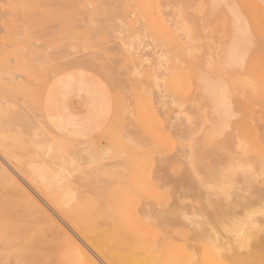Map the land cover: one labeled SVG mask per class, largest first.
<instances>
[{"label": "bare ground", "instance_id": "bare-ground-1", "mask_svg": "<svg viewBox=\"0 0 264 264\" xmlns=\"http://www.w3.org/2000/svg\"><path fill=\"white\" fill-rule=\"evenodd\" d=\"M18 1H20V0H18ZM80 1L83 2V0H80ZM150 1L151 2L153 1L154 4L156 2V0H150ZM158 1L159 0H157V2ZM208 1H209L210 5H217L218 6L216 8H212V10H216L217 11L218 9H220V10H223V12H225L224 9L226 10V12L228 14L226 16H228L227 19L229 20V22H227V23H229V26L227 25L229 27V31H227L229 33V35H226L227 37H225L226 39L224 41V44H222V46H221L222 48L220 47V52H222V53H220V52H219L220 54L218 53L219 61H217V63H216V65H217L216 68H218V66H219L218 70L216 68H215L216 70L213 69V70H215L213 72L210 69H208V70H210L211 72L202 70L199 73L198 77H197L196 84L198 86V89L200 90L201 96L203 97L204 100H206L208 102V105H209L208 111L210 110L209 113H211L213 109H218L219 112L222 114L223 119L226 122H229L230 125H231L232 121L235 118L238 117V110L234 109V107H233V99H231L232 107H231V111L229 112L228 108L226 107V101H225V98H224V95H223V88H222V86L220 84V81L223 80L227 84V86H228V88L230 89V92H231V97H233V95L236 93L235 90L238 89L237 84H239L241 87L245 86V85L242 86V84L244 82H241V84L239 82H240V78H241V81L243 80L242 77H244L243 75L246 72L244 71L245 73H243L241 71L236 70V68H237L238 65L241 64V62L243 61V58H244L246 53L248 55V59L246 60V69L248 68L247 70L249 72L248 75H250L249 77H252L254 75L253 73L250 72L251 71L250 68L253 67V64H254V58L252 56L253 51L247 52L249 38H248V35H247V32H246V29L243 26H241V27H237L236 26L235 21L233 19V14H232L231 10L227 7V5L235 4L236 2L235 1L233 2L232 0H208ZM230 1H232V2H230ZM246 1H248V3L250 2L249 5H253V6L257 5V7H260L264 11V6H261L260 0H244V2H246ZM70 2H71V0H70ZM74 2H72V3H74ZM101 2H102V6L103 7L106 6L105 7L106 9L104 8V10H107V9L111 10L110 7H112L113 5L117 4V2L112 4L111 0H109V1L102 0ZM101 2H100V5H101ZM109 2H111V3H109ZM84 3H85V5L86 4L90 5V2L86 3V1H85ZM103 3H106V4H103ZM237 3H239V1ZM240 3H242V2H240ZM96 4H97V2H96ZM120 4L121 3H119V5ZM154 4H153V6H154ZM244 4H247V2L246 3H242V5H244ZM66 5H68V3H66ZM74 5L75 4H73V6ZM57 6H56V8H57ZM102 6H100V8ZM71 7H72V4H71ZM118 7L120 8V6H118ZM66 8H68V7H66ZM100 8H99V10H100ZM143 8H145V7L143 6ZM251 8L254 10L253 12H256L255 9H257V8H255V9L253 7H251ZM71 9H69V10L71 11ZM92 9H89V10H92ZM112 9L114 10L113 7H112ZM134 9H135V7H134ZM154 9L157 10L156 8H154ZM78 10H81V9L78 7ZM155 10H151L150 11V12H152V11L154 12V13L153 12L151 13L153 15L151 17H154ZM249 10L251 11V9H248V11ZM72 11H75V9L74 10L72 9ZM85 11H86V9H85ZM93 11H95V9L92 10V12ZM120 11H117L118 12L117 13L116 10H115L114 12H116V15H119ZM260 11H258V13H260ZM209 12H210V10H209ZM218 12H220V11H218ZM8 13H10V12H8ZM80 13L82 14V12H80ZM107 13L109 14V13H111V11L110 12L107 11ZM133 13H135V12H133ZM225 13H222V14H225ZM252 13H251V15H252ZM1 14H0V19H1V16H2ZM3 14H5V13H3ZM256 14L254 15V17L255 18H259V17H257L258 15H256ZM261 14H262V11H261ZM77 15H79V14H77ZM88 15H86L87 18L85 17L86 21L89 22L88 19L91 20V22L93 20L94 21L96 20L95 22H97V23L93 22V24L94 23L95 24H99L97 20H98V17L100 15L102 17L105 16V14L103 13V15L100 14L99 16H96L97 17V19H96V17L93 16L94 15L93 14L91 16V19H90V17ZM156 15H159V12ZM156 15H155V17H156ZM101 16H100V18H101ZM109 16L110 15H107V19L110 18ZM121 16H118V17L120 18ZM128 16H130V15H128ZM262 16H263V14H262ZM80 17L81 16H79V18ZM92 17H94V18H92ZM105 17H103V18H105ZM155 17H154V19H155ZM159 17L162 18L161 16H159ZM159 17H156V18H159ZM35 18H38V17H35ZM103 18H102L101 21L105 20ZM106 20H105V22H103V25H105V23L108 22ZM113 20H112V22H113ZM117 20H120V19H117ZM117 20H116V22H117ZM122 20H124V22H125V18L122 19ZM79 21H80V19L77 22H79ZM81 21H83V19ZM156 21H155V23H156ZM160 21H161V19H160ZM249 21H250V19H249ZM256 21L254 23H256ZM39 22H41V21H39ZM61 22H63V21H59V24H61ZM99 22H100V20H99ZM119 22H121V21H118L117 23L113 22L111 24L114 26V24H118ZM163 22H164V20H163ZM56 23H58V22H56ZM122 23H123V21H122ZM138 23H137V26H138ZM254 23L251 26L255 25ZM84 24H85V22H82V25H84ZM89 24H90L89 28L90 27L91 28H95V27H93V25H91L92 23H89ZM89 24H86V28H87V25H89ZM125 24L126 23H123V25H125ZM159 24L157 26H159ZM162 24H164V23H162V21H161L160 25H162ZM62 25H64V24H62ZM120 25H121V23L119 24V26ZM28 26H29V24H28ZM72 26L74 27V25H72ZM119 26H117V27H119ZM127 26L128 25H126L125 28H127ZM75 27H78V26L75 25ZM130 27H131V25H130ZM170 27L172 28L173 26H170ZM0 28H1V25H0ZM100 28H101V25L98 28V30H101ZM108 28H107V30H108ZM121 28H123V27L121 26ZM125 28H123V29L125 30ZM140 28H142V27H140ZM144 28H146L145 25H144ZM165 28H167V27L165 26ZM175 28H174V31H175ZM47 29H46V31H47ZM104 29H106V28H104ZM104 29H103V33L106 32V30H104ZM116 29L118 30V28H116ZM116 29H113V30L115 31ZM123 29H119V30H123ZM162 29H163V27H162ZM178 29H180V27ZM113 30H112V32H113ZM119 30H118V32L117 31H115V32L120 34ZM143 30L145 31V29H143ZM85 31H86V29H85ZM128 31H130V30H128ZM128 31H124V32H126V34H127ZM115 32L113 34H117ZM124 32L121 33V34L124 35L125 34ZM77 33H78V31H77ZM100 33H102V31H100L99 34ZM19 34L22 35L21 33H19ZM119 34H117V35H119ZM121 34L119 35V37H123ZM126 34H125V37H127ZM253 34L255 35L254 31H253ZM20 35H18V36L20 37ZM83 35H84V33H83ZM179 36H180V34H179ZM133 37H135V36H133ZM173 37L171 38V42L172 43L175 42V38H177V37H175V38H173ZM181 37L184 38V35L182 34ZM113 38H115V37L113 36ZM118 39H120V38H118ZM127 39L129 40L130 38L127 37ZM185 39L187 40L188 37L185 38ZM7 40L11 42V48L12 49L8 50V52L6 54L4 52L0 53V94H2L1 97L6 99V100L1 101V105H0V123H4L5 122L4 123L5 126H6V124H7V126L9 124H11V125H13L14 128L16 127L15 130L19 129L18 133H20L22 135H26L27 134L26 136H28L29 138L27 137V140L26 141L24 140V143L25 142L26 143L30 142V144L29 143H27V144L25 143V147L28 144L30 146L34 147L33 144H31V143H34V145L38 146L39 148L36 147L32 151L34 154H37L35 156L31 155V157L25 158L26 157L25 155H28V154L25 153V155L24 154L21 155V156H24V157H21V156L17 157V155H18L17 152L19 153L20 150H18L16 152V154H17L16 156H13L12 152H13L14 149L12 151L11 150L9 151V149L10 148H14V146L13 147L11 146L10 148L7 149L6 147H4L5 145L1 144V142H0V262H2V264H12L11 260L13 258L15 260L16 259L17 260L21 259V260L38 261L39 264H221V259H222V255H221V251H220L221 249L224 250L223 251V258H225V259H233V260H241V261L242 260H249V261H254L255 264H260L261 260H264V254H262V253H264V241H262L259 238V234H256L255 238L252 241L251 252L249 253V252L245 251V253L243 255H240L239 250L237 248H235V237L232 235V231H226V228L232 229L234 231L236 229V227H237L236 221L241 219L246 214L248 209L243 206L244 205V201H240L239 204L234 205L232 207L231 214L225 213V214H222L219 218H217L215 213H213L212 216L209 217L208 214H205L204 211H199L197 209V212H194L193 215H200L201 213H203L204 216H205V225L203 227L202 234H199V233H201V229L192 230L193 232L191 234V230L190 229L186 230L185 228L178 227V228L181 229L179 232L173 231L171 233H166L165 235H161L160 231L157 228H155L153 226V224L151 223V221L155 220V218H156V216H157V214H158V212L160 210L156 208L155 204H152L151 202H149V200L151 198H149L148 196H146L144 194L145 191L148 188L147 186H144L146 189H138V188L137 189H111V187H110L111 186V184H110L111 182L109 183L110 180L106 179V177L105 178L100 177L102 179H98V180L99 181L101 180V182H104V181L106 182V180H108V183L107 182L106 183L104 182L105 184L103 183L105 185V188L107 187V185H108V187H110L109 189H102V188L100 189V184H99V182L97 183V181H96L97 179L94 177L95 179L93 178L92 180H95L97 185L95 183H93L92 184L94 186L93 187L92 185L88 184V182L89 183H91V182L87 181V183L86 182H83V183L89 185L91 187V189H90V187H88V189H85V188L82 189L81 186H80V189H78L79 188L78 185H80V184H77V181L75 182V180H73V178H75V176H78V175H81V176H78V177H81L80 179H83V181H85L87 178L86 177L83 178L82 174L80 172L79 173L77 172V171H79L78 168H76V170H74V172H73L72 169H75V168H73L72 165H71L72 167L70 166V164H71V160L70 159H73L72 153L74 152L73 151L74 149L72 148V150H71L72 153H70L71 151H69V150L67 152L66 151H62V152H65V153L69 152L68 155H70V158L69 157H65L64 158V156H60V158H59V154L62 155V153H59L60 152L59 150L61 148L59 150H58V148H56L57 139L65 138V139L71 140L70 138L75 136V135H72L71 133H76L74 131L69 133L63 127H61L60 124H58L63 119L62 115H61L63 104L60 102L61 101L62 91H66V90L71 89L74 84H72L71 82H68V81H64L63 83H55V81H53L52 84L49 83L50 86H49V84H47L46 88H44V92L43 93H44V95H46L48 97V102H49V96H48L49 89H53L51 101L49 102V107H47L45 109V112H43L44 114H42L41 109H40L41 114H40V112H36L35 113V115L39 113L38 116L42 115L45 118V120H44V118L42 116H40L41 118L38 117L36 120L33 119V117H30V114L32 115V112H30V114H29V111L26 112L24 110L25 106L23 105L24 106L23 107L22 105L18 104V103L21 102V100H20V102H17L15 99L17 97H19V95H23L26 92L27 88H28L27 87V85H28L27 82L28 81L22 80L20 78L21 77L20 75L23 74V76H25L24 78H26L28 80H30L32 78H36L37 76H41L42 72H43L42 71V65L37 62V59H38L39 56H37L35 51H31L30 49L29 50L25 49V48H27L30 45V43L27 42L26 39L25 40H20L15 34V35H9L7 37ZM112 40H110V41H111V43H113V45H115L116 43H119V45H120V43L122 44V40H118L120 42L116 41V43H115V41L112 42ZM110 41H109V43H110ZM125 41L126 40H124V42ZM131 41H130V43H133V41L132 42ZM187 41H188L187 43H189V40H187ZM193 41L195 42L194 38L192 39V42ZM196 41H197V39H196ZM135 42H138V40L137 41L135 40ZM125 43H128V42L126 41ZM96 44H99V43H96ZM104 44H102V45H104ZM134 44L135 43H133V45L130 44V46L127 44L128 45L127 49L129 50V48L131 46H135ZM106 45H104V47ZM191 45H189V46L192 48L194 43L191 44ZM122 46H123V44H122ZM176 47L178 48V46H176ZM190 47H188V48H189V50H191L190 52H192L193 48L191 49ZM124 48L122 50H124ZM111 49H113V48H111ZM127 49H125V50H127ZM172 49H174V48H172ZM118 50L121 51L120 49H118ZM125 50H124V52H126ZM128 50H127V52H128ZM27 51H31V53L27 54ZM38 51H39V49H38ZM136 51L140 52V50H136ZM193 53H194V51L192 52V54ZM8 54H12L13 56H15V61H14L15 65L14 66H12L10 64V61L8 60ZM119 54H122V53L120 52ZM38 55H40V54H38ZM194 55H195V53H194ZM100 56H101V58H99V55H98V58H96L97 62L96 63L94 62L95 65L99 64L97 59H103L102 58L103 54L100 53ZM220 56H221V58H220ZM89 57H92V56L90 55ZM254 57H255V55H254ZM93 58L95 59L94 55H93L92 59ZM150 58L152 59V57H150ZM104 59H106V58H104ZM255 59L258 60V57H255ZM26 61H27V63H26ZM85 61H87V60L85 59ZM112 61H113V59H112ZM75 62H77V61H75ZM79 62L80 61L78 60L77 63H79ZM178 62H180V61H178ZM178 62L176 60V63L178 65L181 64V63H178ZM94 63H92V64H94ZM139 63H141V61ZM255 63H256V60H255ZM71 64L74 65L73 63H71ZM80 64H82V63H80ZM80 64H78V65L80 66ZM106 64H109V63H106ZM132 64H133V61H132ZM256 64H254V65H256ZM90 65H91V63H90ZM97 65L95 67L98 68ZM90 67H87V70ZM109 67H110V65H109ZM254 67L256 68V66H254ZM71 68H70V70H71ZM73 68H75V67H73ZM105 68H106V66H105ZM105 68L103 70L107 69V68L106 69ZM25 69H29V71L25 72ZM83 69H86V67L83 68ZM134 69L135 70L138 69V66H137V68H134ZM139 69H140V67H139ZM249 69H250V71H249ZM72 70H74V69H72ZM90 70L92 72H97L95 70L93 71L91 68L89 69V71ZM220 70L223 71V73H224V71H225V73L227 72L231 76L230 77L228 75L229 78H231V80H232V81L230 80L232 85H236L235 86L236 89L234 87H233L234 90L232 89V87L230 85L231 83L229 82V80H226V79H228V77L225 78L227 75L224 74L225 75V77H224L223 73ZM138 71L139 70L135 71L136 74L132 72V75H133L132 77L136 76V78L138 77V80H139V76L142 75L143 73L139 74ZM99 72H100V70H99ZM101 72H102V74H99V75H101V77H102L104 71H101ZM168 72H169V70H168ZM252 72H254V71H252ZM14 73H18V75L20 77L19 76H15ZM137 73L139 74V76H138ZM124 74H125V72H124ZM251 74H253V75L251 76ZM180 75H182V74H180ZM183 76L184 75H182V77ZM232 76H234V77H232ZM75 77H76V82H78L79 85H80V91H82V89H83L86 92L93 93V95H95V96H98V95L101 94V91H100L101 84L100 85L99 84H95V83L89 84L87 81H85V76L81 77L80 74L75 75ZM235 77L239 79V80H237V81H239L238 83H237ZM245 77H247V76H245ZM5 78H6L7 81H4ZM160 78L163 80V76L160 77ZM184 78L187 79L186 76ZM184 78H183L182 82H183V84L185 83V89H187V87L189 85V81L187 82L188 83V85H187V83L184 81L185 80ZM233 78L235 79L236 84H233L234 83V79ZM140 79H141V77H140ZM181 79L182 78L179 79V76H176V77L173 78L172 83L176 82L177 83L176 85L178 86L179 84H181L180 83ZM52 80L53 79H51V81ZM246 82H248V81H246ZM54 83H55V87H53ZM126 84H128V83H126ZM183 84L181 85L182 87L184 86ZM105 85H106V83H105ZM256 85H257V83H256ZM91 86L96 87L97 90H94ZM177 86H175L176 91L178 90ZM247 86H245V87H247ZM125 87H127V86H125ZM90 88H92L93 91H91ZM188 88L192 89L191 85ZM116 89H118V88H116ZM129 89H131V88H129ZM183 89H184V87H183ZM231 89H232V91H234V93L231 91ZM244 89H247V88H243V89L240 88V90H242V91ZM180 90H181V88H180ZM240 90L239 89L237 90L238 92H240L239 94L242 93V91H240ZM252 90H253V92H251V93H253V95L254 94H258L257 92H260V93H262L264 95V86H261V82L258 84V86L256 88H253ZM109 91H111V90H109ZM125 91H128V90H125ZM142 91H143V89H142ZM149 92H151V91H149ZM181 92H183V91H181ZM124 93H126V92H124ZM245 93L248 94V91L244 92L243 95ZM139 94H140V92H139ZM159 94L161 95V93H156V96L154 95V98L157 99L156 97H157V95L159 96ZM129 95H127V96L129 97ZM243 95H239V96H243ZM249 95H250V93H249ZM141 96H142V94H141ZM239 96H237V97L239 98ZM243 97H240V98H242V100L244 101ZM247 97H248V95H247ZM254 97H258V96H251L250 98L248 97L250 100H247V101H253L251 99L254 98ZM129 98H128V100H129ZM132 98H131V100L133 102ZM19 99H21V98H19ZM86 99H88V98L86 97ZM98 99H100V98H98ZM260 101H261V99H260ZM42 102H43V100H42ZM155 102L156 101H154V103ZM158 102L159 101H157L156 102L157 104H154V106L158 107L159 106ZM164 102L167 103V101H163V103ZM21 103H23V102H21ZM127 103L129 104V101ZM168 103L170 104L169 101H168ZM245 103H247V102L245 101ZM169 104H168V106L171 105V104L170 105ZM260 104H262V102ZM260 104L256 105V109H257L258 105H260ZM149 105H151V106H149ZM33 106H35V105H33ZM146 106L148 108L153 107L152 104H147V103H146ZM198 106L199 105H197V107ZM237 106H239V105H237ZM240 106H241V103H240ZM29 107H30V105H29ZM132 107H133V103H132L131 108ZM261 107L263 109V106H261ZM34 108H36V107H34ZM131 108L127 107V109H130V110H131ZM159 108H160V106H159ZM162 108H164V107L162 106L161 109ZM167 108L168 107L166 106V109ZM240 108H239V110H240ZM151 109L153 110V108H151ZM156 109L158 110V108H156ZM161 109H160V111H161ZM202 109H203V107H202ZM205 109L206 108L204 106V110ZM37 110H39V109H37ZM132 111H133V109H132ZM205 111H207V110H205ZM127 112L128 111H126V113ZM131 112L127 113V115L129 117L132 116L130 114ZM163 112L166 113V111H163ZM253 112H254V110H253ZM153 115L154 114H152V116ZM134 116L135 115H133V117ZM152 116H150V118H152ZM263 116H264V114H263ZM129 117H128V119H129ZM147 117H149V116H147ZM249 117H251V116H249ZM249 117L247 116L248 119H250ZM153 118H155V117H153ZM219 118L220 117H218V119ZM238 118H240V117H238ZM133 119L134 118H132V120ZM152 119H150V120H152ZM155 119H158V118H155ZM245 120H246V118H245ZM234 122H236V124L238 123L241 126L244 123V122H242V124H241L240 123L241 120H239V122H237V121H234ZM247 122H249V121H247ZM132 123H134V122H132ZM132 123H130V124H132ZM154 123H156L157 126L160 125L159 127H161L162 123L159 122V120H157V121L154 120ZM156 124L154 126H156ZM233 124L234 123H232V125ZM232 125H231V127L233 128ZM249 125L250 124H248V126ZM134 126H135V124H134ZM243 126L245 127L246 125L243 124ZM243 126H242V129H243ZM0 127L2 128V124H1ZM8 127H11V126L9 125ZM127 127L128 126H126V128ZM131 127L133 129H135V127H133V125ZM162 127H163V124H162ZM162 127H161V129H162ZM6 128H5V130H7V129L9 130V128H7V129ZM78 128H80V127H78ZM251 128H252V126H251ZM11 129H12L11 133H13V131H15V130H13V128H10V130ZM131 129H129L128 131H130ZM133 129H132V131L134 132ZM235 129H236V127H235ZM244 129H246V128H244ZM247 129L250 130V128H247ZM2 130H1V132H2ZM239 130H241V129H239ZM7 131H4L2 133L5 134V132L7 133ZM16 131H18V130H16ZM16 131H15V133H17ZM136 131L138 132L137 133L138 135L142 134L141 133L142 131L139 130V128H137V125H136ZM77 132H79V131H77ZM129 133L130 132H128V134ZM165 133H166V131H165ZM248 133H251V131L248 132ZM262 134H264V133H262ZM8 135H9V133H8ZM13 135H14V133H13ZM19 135H18V137H19ZM42 135H44V138H46V137L47 138L44 139L42 137ZM130 135H131V133H130ZM138 135H135V136L138 137ZM132 136H130V137L127 136L126 137L127 141L129 140V138L132 139ZM135 136H133V137H135ZM142 136H143V134L140 135V138H144V136L143 137ZM254 136H255V134H254ZM254 136H253V132H252V138H254ZM261 136L257 134V137H261ZM0 137H1L0 140L1 139H3V140L5 139L4 137L2 138V134L0 135ZM20 137H22V140L25 138V136H21V135H20ZM156 137L154 139H157ZM231 137H232V135H231ZM145 138H147V137L145 136ZM145 138H144V140L148 141L146 143H150L151 140L149 139L150 140L149 141L148 138L147 139H145ZM164 138H165V136H164ZM7 139H9V138H7ZM259 140H261V139H259ZM259 140L258 141L253 140V142H251V143L249 141H247V142L250 143V144H248L249 147L247 146L248 147L247 154H245L242 151V153L245 155V156L243 155V157H242L241 156V151H240L239 154L237 153L238 155L236 156V158L230 156L229 158H227L226 161L224 159L223 160V161H225L224 163H226V162L227 163H226V165L224 164L225 165L224 167L221 165L222 168H220V169L228 168V167L240 168V167H246L248 165H251L254 168L259 170L260 167H261L262 161H264V147H263L264 145L261 142H259ZM16 141H17V145H19L21 147L22 146V142H20L21 141L20 138L17 139ZM97 141L99 142V140H97ZM261 141L263 142L264 140H261ZM13 143H15V141H12V144ZM18 143H21V144H18ZM99 144L100 143H98V145ZM13 145H16V144H13ZM29 145L27 146V149L29 148L31 150ZM120 145H121V143H120ZM124 145L126 147L125 143H124ZM153 145H155V144L153 143ZM157 145H158V143H157ZM40 146H41V148L42 147L43 148L41 149ZM78 146H79L78 149L75 148V151H77V150H80V151L82 150L83 151V148L81 147L82 148L81 149L80 145H78ZM181 146H182V144H181ZM183 146L185 148V145H183ZM58 147H60V146L58 145ZM107 147H108V143H107ZM107 147L105 146L103 149L105 151H107V149H105ZM129 147H128V149L131 150V148H129ZM184 148H182V149H184ZM16 149H18V148H16ZM128 149H127V151L130 153L131 151H129ZM57 150H58V152H57ZM169 150H171V149H169ZM15 151L16 150H14V152ZM53 152L54 153L56 152L55 154H57L56 156H58L60 162H58L57 159L55 158L56 157L55 154H52ZM21 153H24V151H22ZM77 153H79V152L77 151ZM189 154H186V155H189ZM68 155H65V156H68ZM180 155H182V154H180ZM183 155H184V153H183ZM28 156H30V155H28ZM32 156H33V158H32ZM239 157H241V158H239ZM66 158H69V159L66 160ZM121 158H122V156H121ZM158 158H157V160H158ZM60 159L61 160L64 159V160L61 161ZM69 160H70V163H69ZM146 160H147V158H145L144 161H146ZM65 161H68V162H66V163H68V165L66 163H64ZM120 161L121 162H123V161L126 162L125 160H122V159ZM106 162H108V159H107ZM118 162H119V160H118ZM121 162H120L119 165H121ZM137 162H139V161H137ZM58 163L60 165L59 166L60 168H62V166L66 167L65 169L63 167L62 170H67V172H65V174H66L65 176H68L67 178H69V177L72 178L71 177L72 175L74 176L72 178V181L71 180L70 181L71 182L74 181V183H72V184L73 185L76 184V187H78L77 189H75V186L72 187L71 189H69L67 187H66V189H63L65 187L64 186L65 183H62L64 181H61L60 179L62 178L64 180L68 181V182H69V180H67V178H64V175H61V173L64 172V171H62L59 167L58 168L62 172L57 170V166L56 165H58ZM149 163L152 164L151 162H149ZM108 164L113 166L116 163H113V164L111 163L110 164V162H108ZM220 164H223V163H220ZM131 165L133 167V163ZM142 165H143V163H142ZM144 165H146V164H144ZM144 165L142 167H144ZM69 166H70V171H72L71 173H73V174L69 173ZM148 166H151V165H148ZM119 167H121V169L123 168V166H119ZM112 168L114 169V166L110 167L109 169L113 170ZM128 168H131V167L129 166ZM148 168L146 169L147 170L146 173L143 172L144 174H147L146 178L150 176L149 175L150 168H149V170H148ZM189 168L191 169V167H189ZM189 168H188V171H190ZM116 169H120V168H118V164H117V168H115V170H113V171L116 172ZM160 170H162L161 167H160L159 171ZM159 171H158V175H160L159 173L163 172V171L162 172L161 171L159 172ZM167 171H168V169H167ZM191 172H192V170H191ZM67 173L70 174L71 176L68 175ZM74 173H75V175H74ZM153 173H155V171ZM62 174H64V173H62ZM144 174H141V175H144ZM206 174H207V170H206ZM158 175H156L157 178L162 176V175H160V176H158ZM207 175H208L207 177H209V178H206V179H209L208 183L212 184V185L220 183V182H222L225 179V177L220 175L219 173H217L215 175H210V174H207ZM127 176H126V178H127ZM154 176H155V174H154ZM164 176L162 177L163 179L167 178L168 177L167 173H166L167 177H164ZM78 177H76L77 178L76 180L79 179ZM196 178H195V180H196ZM232 178L234 179V181L237 184H242L245 181V177H244V173L243 172H233ZM104 179H106V180H104ZM117 179H116V181L115 180L114 181L111 180V181L114 184L117 181L119 183V179L118 180ZM175 179H176V177H175ZM180 179H182V178H180ZM188 179L189 178H187V180ZM87 180H90V179H87ZM150 181H149V184L148 183L147 184H148V186L151 187L152 184L150 183ZM179 181L183 182L184 180H178V182ZM126 182L128 183L127 180H126ZM126 182L124 184H126ZM195 182L196 183L198 182L197 185H196L197 187L199 185H201V183L199 184L200 181H198V179ZM186 183H189V182L186 181ZM192 183H193V180H192ZM58 184H59L60 187L57 189ZM122 184H123V182H122ZM174 184H172V186ZM104 185H102V187H104ZM97 186H99V187H97ZM134 186L137 187L136 185H134ZM165 186H168V184H165ZM196 186L194 185L195 189H194L193 192H191V190H193V189L188 191L189 195H190V193H192L191 195L199 194V192H197V193L195 192L196 188H197ZM201 186L202 187L200 189V192H201V190H202V192H204L203 190H205V192L208 194V196H206L207 202H205V203L202 202L203 205L204 204L207 205L208 209H209L210 201H216L217 205L222 203V201L217 200V197L215 195H212L210 197V194H209V192L207 190V187H205L203 185H201ZM135 187H133V188H135ZM188 187H190V186H187V187L185 186L186 190L188 189ZM255 187H256V190L258 192L259 188L257 187V184L255 185ZM153 188H154V186L151 189H153ZM191 188H192V185H191ZM183 189H184V187H183ZM197 190H199V189L197 188ZM173 191H175V189ZM176 191L178 192V190H176ZM194 192L196 194H194ZM200 195H202V194H199V195H196V196H200ZM196 196H193V199ZM201 197H203V196H201ZM195 199H194V201H195ZM199 199H201V198H199ZM185 200H187V199L185 198ZM205 201H206V199H205ZM189 202H190V200H189ZM248 203H249L250 206H256V207L259 206V200L258 199L254 200V201L253 200H249ZM194 204H195V202H194ZM191 205H192V203H191ZM203 205H201V206L203 207ZM201 206L199 205V207H201ZM224 206L227 207L228 205L226 203H224ZM184 207H185V205H184ZM189 207H191V206H189ZM195 207H196V204H195ZM206 208H204L203 210H206ZM187 209H188V207H187ZM187 213L190 215V212H187ZM179 219H182V218H179ZM179 219H176L175 221H177V220L179 221ZM261 220H264V219H259L258 218L257 219V223H260ZM212 221H214L213 227L215 228L216 233L219 235V241H218V243H217V245L215 247L211 243H209L208 239H207V235H208L207 223L208 222H212ZM240 230H243V226L242 225L240 226ZM229 245H232V247L229 248ZM21 249L23 251H19L18 252V250H21ZM13 263H14V261H13Z\"/></svg>", "mask_w": 264, "mask_h": 264}, {"label": "rangeland", "instance_id": "rangeland-1", "mask_svg": "<svg viewBox=\"0 0 264 264\" xmlns=\"http://www.w3.org/2000/svg\"><path fill=\"white\" fill-rule=\"evenodd\" d=\"M2 1V2H1ZM67 1V2H66ZM75 0H71V2H70V0H20V1H18V0H0V12L2 13H0L2 16H1V19H0V25H1V28H0V53H2V52H4L5 54L8 52V50H11L12 48H11V42L10 41H8L7 40V37L9 36V35H15L16 34V36L20 39V40H25L26 39V41L27 42H29L30 43V45L32 44V41H33V39H34V36H33V33L34 32H39V33H43V32H46V29L48 28V26L49 25H55V27H56V29L58 30V32H57V34L59 33V30H62V29H64L66 26H72V25H74V29H75V31L77 30L78 31V33H80V34H82L83 35V33H84V37L86 38H88V37H90V36H92L93 35V33H95V36H94V41H92L94 44H96V43H99L100 44V46H101V51H100V53L101 54H103V59L104 58H106V59H97L98 60V62H99V64L97 65L98 66V68L97 67H95L96 65H95V63L97 62L96 61V58H97V56L99 55V58H101V56H100V53L99 54H96V53H93L91 56L93 57V55H94V57H95V59L93 58L92 59V57H87V58H85L87 61H85V59L83 58H78V59H76L75 61H77L78 62V60L80 61L79 63H77V62H75V61H72L71 63H73L74 65H72V68H71V71H73L74 73H75V75H78V74H80V73H84L85 75V81H87L89 84H92V83H95V84H101V86H100V91H101V94L100 95H98V96H95V95H93V93H90V92H86L85 90H83L82 89V91H80V85H79V83L78 82H76L74 85H73V87L70 89L71 91L69 92V98L67 99V101H65V106H66V108H65V110H64V113H65V123H66V126L70 129V130H77V129H79L78 127H80V128H82L83 126H87L88 124H89V122H91V124H93V125H95V124H102L105 120H107L108 121V127H106V128H104L103 129V131H101V132H97L96 133V142H97V144L98 143H100L99 145H101L103 148L106 146L107 147V143H108V146H109V143L111 142L115 147H117V148H125V149H128V147L129 148H131V150L130 149H128L129 151H131L130 153L127 151V155H121L122 156V158H121V156L119 157V158H117L115 155H112V156H110V157H108L107 159H108V162H110V164L112 163H116L115 165H113L114 166V169L113 170H115V168H117V164H118V168H120V169H116V172L115 171H113V170H110V169H108V170H106L105 172H104V174L101 176L102 178H105L106 177V179H109L110 181H109V183L111 184V189H146L144 186H147L148 188L147 189H149V188H152L153 186H154V188L156 187V185L157 184H159L161 181H162V176H160L162 173H159L160 175H158V171H159V169H160V166H159V164H157L156 166L157 167H153L152 166V164H150L149 162H151V160L149 159V156H150V154H146V153H144V152H137V150H136V148H132V146L131 145H129L128 144V141H127V139H126V137L127 136H132L133 134V136H135V135H138L137 133V131H136V125H137V128H139V130H141L142 132V134H143V136H144V138H145V136L148 138V140L150 141V143L153 145V143L156 145V146H158L159 148L161 147L169 156H172V158H173V160L175 161V163H176V166H177V176H176V179H175V177H173V180H184L183 182L182 181H179L178 183H175L173 186L172 185H168V186H165V187H169V186H172V188H173V190L175 189V191L174 192H177L176 190H178V192H179V190L180 189H183V187H184V194H183V200L184 201H188L189 202V200H190V202L189 203H186V204H184L185 205V207H184V205H183V207H184V210H185V212L187 213V212H190V215H193V213L194 212H197V209L199 210V211H204L205 212V214H208V211L210 210V209H208V206L207 205H203V203L202 202H207V198H206V196H208V194L205 192V190H203L204 192H202V190H201V192H200V189H201V185H199L200 184V182H199V186L197 187L196 185H197V183L195 182L196 180H197V178L195 177L196 175L194 174L193 175V173L191 172V169L189 168V170L190 171H188V168L187 167H184V166H182V164L183 165H187V163H188V161H187V156L188 155H186V154H189V152H188V149H187V146H185V148H184V146L182 145L181 146V143H178L179 141H177V138H176V136L174 135V133H177V132H182L183 130H184V126L183 125H181V123H180V121L179 120H177V112H178V109H176V108H174V101H172L173 100V98H172V96L174 95V96H178V97H180L181 99H183V100H185L186 101V105H185V107H186V110H188L189 112H191V111H205V110H207L208 111V109H209V105H208V102L206 101V100H204L203 99V97L201 96V93H200V90L198 89V86H197V84H196V80H197V77H198V75H199V73L202 71V70H205V71H215L216 69L218 70V68H219V66H218V68H216L217 67V65H216V63H217V61H219V56H218V53L220 52V47L222 46V44H224V41H225V37H227L226 35H229V33L227 32V31H229V23H227V22H229V20L227 19L228 18V16H226V15H228L227 14V12H226V10L224 9V11L226 12H223V10H220V9H218L217 11L216 10H212V8L210 7L209 9H208V12H209V10H210V12L212 13H210L211 14V20H210V23H209V26H208V28H207V30H205V28H204V26L203 25H199L198 26V28H197V35L194 37V39H195V42L193 41H191L192 43L191 44H193L194 43V45H193V49L189 46V43H187L188 41V39L186 40L185 38H187V36L181 31L182 29L181 28H183V22L178 18V15H177V13L174 11V10H169L167 7H165L164 8V10H163V12L161 13V11L159 10V9H157V10H155L154 9V7H153V1L151 2L150 0H111L112 1V4H114V3H116L117 2V4H115V5H111L113 8H114V10L112 9V7H110L111 8V10L109 9H107V10H104V8L106 7H103L102 6V0H83V2H81L80 0H76L75 2H74ZM86 1V3H88V2H90V4L91 5H96V6H99V7H95V8H91L92 10H94L95 9V11H93L92 12V10H89L90 8H88L87 7V4L85 5V2ZM88 1V2H87ZM106 1V0H105ZM107 1H109V0H107ZM120 1V2H119ZM134 1V2H133ZM233 2L235 1L236 3L239 1V3L238 4H241L242 5V3H246L247 2V4H244V5H242L243 6V10H244V12L247 14V17L250 19V21L252 22L251 23V25L256 21V23H254L255 25H253L252 26V29H253V31H254V33H255V35H256V37H257V39H259V37L261 36V34H262V30H264V11L260 8V7H257V5L256 6H253V5H249L250 4V2L248 3V1H246V2H244V0H232ZM232 1H230V2H232ZM64 2V3H63ZM72 2H74V3H72ZM78 2V3H77ZM96 2H97V4H96ZM100 2H101V5H100ZM104 2V1H103ZM151 2V3H150ZM178 2V0H159L158 2H157V0H156V2H155V4L157 3V4H162V5H168V4H175V3H177ZM186 2H189V3H196V4H198V3H206V4H208V5H210V3H209V1L208 0H186ZM240 2H242V3H240ZM55 3V4H54ZM66 3H68V5H66ZM77 3V4H76ZM108 3V2H107ZM109 3H111V2H109ZM119 3H121L120 5H119ZM130 3V4H129ZM133 3V4H132ZM149 3V4H148ZM235 3V4H236ZM12 4V5H11ZM71 4H72V7H71ZM73 4H75L74 6H73ZM79 4V5H78ZM103 4H106V3H103ZM154 4V5H155ZM58 5V6H57ZM89 5V4H88ZM108 5V4H107ZM117 5V6H116ZM122 5V6H121ZM142 5V6H141ZM31 6V7H30ZM56 6H57V8H56ZM100 6H102L101 8L103 9H101L100 8ZM118 6H120V8L118 7ZM141 6V7H140ZM143 6L145 7V8H143ZM17 7V8H16ZM55 7V8H54ZM65 7V8H64ZM66 7H68V8H66ZM78 7L81 9V10H78ZM122 7V8H121ZM133 7V8H132ZM134 7H135V9H134ZM150 7V8H149ZM251 7H253L254 9L255 8H257V9H255L256 10V12H253L254 10L251 8ZM74 10L75 9V11H72V9ZM88 8V9H87ZM99 8H100V10H99ZM152 8V9H151ZM19 9V10H18ZM62 9V10H61ZM67 9V10H66ZM69 9H71V11L69 10ZM85 9H86V11H85ZM106 9V8H105ZM118 9V10H117ZM137 9V10H136ZM155 10V15L159 12V15H156V17H159V16H161L162 18H160L161 19V21H162V23H164V24H162V25H160L161 24V21H160V19L159 18H156L155 17V15H154V17H155V19L157 20H155L154 19V17H151V16H153L151 13L153 12H150L151 10ZM223 9V8H222ZM248 9H251V11L253 12H251L250 10L248 11ZM23 10V11H22ZM116 10V12L117 11H120V13H119V15H116V12H114ZM247 10V11H246ZM262 11V14H263V16H262V14H261V11ZM25 11V12H24ZM56 11V12H55ZM88 11V12H87ZM104 11V12H103ZM106 11V12H105ZM107 11L108 12H110L111 11V13H107ZM135 12V13H133V12ZM149 11V12H148ZM157 11V12H156ZM218 11H220V12H218ZM258 11H260V13H258ZM8 12H10V13H8ZM27 12V13H26ZM77 12V13H76ZM80 12H82V14L80 13ZM101 12V13H100ZM105 14V16H103V17H105V18H103L100 14H102L103 15V13ZM3 13H5V14H3ZM8 13V14H7ZM68 13V14H67ZM118 13V12H117ZM154 13V12H153ZM222 13H225V14H222ZM251 13H252V15H251ZM256 15H258L257 17H259V18H255L254 17V15L255 14ZM24 14V15H23ZM77 14H79V15H77ZM85 14V15H84ZM89 14V15H88ZM94 14V15H93ZM110 15L109 17L110 18H108L107 19V15ZM112 14V15H111ZM37 15V16H36ZM41 15V16H40ZM86 15H88L89 17H90V19H91V16L93 15V16H101V18H100V16L98 17V23L101 25V30H98V28L100 27V25L99 24H95V23H97V22H95L94 20L91 22V20H89L88 19V21L89 22H87L86 21ZM122 15V16H121ZM128 15H130V16H128ZM32 18H31V17ZM34 16V17H33ZM71 16V17H70ZM77 16V17H76ZM79 16H81L80 18H79ZM113 16V17H112ZM118 16H121L120 18L118 17ZM137 16V17H136ZM253 16V17H252ZM35 17H38V18H35ZM73 17V18H72ZM86 17V18H85ZM88 17V18H89ZM115 17V18H114ZM134 17V18H133ZM72 18V19H71ZM85 18V19H84ZM92 18H94V17H92ZM100 18V19H99ZM102 18L103 19H107L106 21H108V22H106L105 23V25H103V22H105V20H103V21H101L102 20ZM125 18V22H124V20H122V19H124ZM253 18V19H252ZM35 19V20H34ZM66 19V20H65ZM80 19V21L79 22H77L78 20ZM83 19V21H81ZM96 19H97V17H96ZM114 19V20H113ZM117 19H120V20H117ZM145 19V20H144ZM99 20H100V22H99ZM112 20H113V22H115V23H117L118 21H121V22H119L118 24H114V26L111 24V23H113L112 22ZM116 20H117V22H116ZM143 20V21H142ZM163 20H164V22H163ZM255 20V21H254ZM9 21V22H8ZM39 21H41V22H39ZM59 21H63V22H61V24H59ZM122 21H123V23H126L125 25H123V23H122ZM141 21V22H140ZM145 21L147 22V23H145ZM155 21H156V23H155ZM56 22H58V23H56ZM82 22H85V24L84 25H82ZM93 22H95L94 24H93ZM139 22V23H138ZM170 24H168V23ZM25 25H24V24ZM89 23H92L91 25H94V27L95 28H89V26H90V24ZM121 23V25L119 26V24ZM137 23H138V26H137ZM144 23V24H143ZM160 23V24H159ZM28 24H29V26H28ZM45 26H44V25ZM62 24H64V25H62ZM86 24H89V25H87V28H86ZM107 24V25H106ZM141 24V25H140ZM159 24V26H157ZM166 24V25H165ZM75 25H77L78 27H75ZM81 25V26H80ZM109 25V26H108ZM113 27H112V26ZM126 25H128L127 26V28H125V26ZM130 25H131V27H130ZM144 25L146 26V28H144ZM168 28H165V26ZM228 25V26H227ZM43 26V27H42ZM99 26V27H98ZM107 26V27H106ZM117 26H119V27H117ZM121 26L123 27V28H125V30L123 29V28H121ZM137 26V27H136ZM170 26H173L172 28L170 27ZM176 28H175V27ZM98 27V28H97ZM109 27V28H108ZM115 27V28H114ZM140 27H142V28H140ZM162 27H163V29H162ZM180 27V29H178ZM82 28V29H81ZM89 28V29H88ZM104 28H106V29H104ZM107 28H108V30H107ZM113 29H116V28H118V30L119 29H123V30H119V32H120V34L121 33H123L124 31H128V30H130V31H128V33L126 34V32H124L125 34H126V36L127 37H129L130 39L128 40L127 39V37H125V34L123 35V34H121L123 37H119V33H117L118 32V30L116 29L115 31H117V32H115L114 30H113V32H112V30ZM161 28V29H160ZM174 28H175V31H174ZM85 29H86V31H85ZM103 29L104 30H106V32H104L103 33ZM143 29H145V31L143 30ZM177 29V30H176ZM80 30V31H79ZM88 30V31H87ZM147 30V31H146ZM47 31H48V29H47ZM76 31V32H77ZM91 31V32H90ZM100 31H102V33H100L99 34V32ZM108 31V32H107ZM111 31V32H110ZM133 31V32H132ZM180 33H179V32ZM117 33V34H119V35H117V34H113V33ZM145 32H148L149 33V35H155V36H157V38L158 39H160V40H162L163 42H165L167 45H168V51H171L172 52V54H173V60H172V62H171V64L169 65V64H165V69L167 70H169V72H168V70H167V72L169 73L168 74V85L170 86L169 87V92H168V94L166 95V96H163L162 94L160 95L159 94V96L157 95V99H155L154 98V95L156 96V93H161L160 92V90L159 89H156L155 87H154V85H155V79L153 78V79H149V76H147V75H144V73L147 71V69H144V68H142L141 67V63H139L140 61H142V59H151L150 57H152L153 58V56L155 55V49H153L152 50V53L151 52H148V49L151 47V42H150V40H145V41H143V43H144V49L142 50V51H144L143 52V57L141 56V55H136L135 57H133V56H130L128 53L132 50V49H134L135 47L137 48H135L136 50H140V52H141V49H140V43H141V41H139L138 40V42H135V40L133 39V36H142ZM19 33H21L22 35H20ZM92 33V34H91ZM97 33V34H96ZM111 35H110V34ZM130 33V34H129ZM24 34V35H23ZM129 34V35H128ZM134 34V35H133ZM179 34H180V36H179ZM182 34L184 35V38L183 37H181L182 36ZM18 35H20V37L18 36ZM117 35V36H116ZM113 36L115 37V38H113ZM174 36V37H173ZM132 37V38H131ZM175 38V37H177V38H175V42H171V38ZM86 38V39H87ZM118 38H120V39H118ZM165 38V39H164ZM170 38V39H169ZM113 39V40H112ZM126 40L128 43V45L130 46V44L131 45H133V43H135L134 45L135 46H131L130 48H129V50H128V52H127V50H125L126 48H124L125 46H124V43L126 42H123L122 44H123V46H122V44L120 43V45H119V43H116V41H118V40ZM186 41H185V40ZM196 39H197V41H196ZM228 39V38H227ZM110 40H112V42H114L115 41V45H113V43H111V41ZM133 41V43H130V41ZM109 41H110V43H109ZM131 41V42H132ZM137 41V40H136ZM96 42V43H95ZM101 42V43H100ZM118 42H120V41H118ZM140 42V43H139ZM182 42V43H181ZM105 43V44H104ZM102 44H104V45H106L105 47H104V45H102ZM179 44V45H178ZM190 44V45H191ZM28 46L27 48H25V49H30L31 51H35L36 52V54H37V56H40V55H38V54H40L41 53V49L39 48V47H36V49L35 48H33V47H31V46ZM113 45V46H112ZM119 47H117V46ZM139 45V46H138ZM186 45L188 46V47H190L193 51H194V53H195V55H194V53H193V57L192 58H190V52L188 51H186ZM111 46V47H110ZM176 46H178V48L176 47ZM192 46V45H191ZM8 47V48H7ZM116 47V48H115ZM170 47V48H169ZM109 48V49H108ZM111 48H113V49H111ZM120 49L121 51H119L118 49ZM124 48V50L127 52H124V50H122ZM172 48H174V49H172ZM176 48V49H175ZM222 48V47H221ZM24 49V50H25ZM38 49H39V51H38ZM185 49V50H184ZM189 49V48H188ZM114 52H113V51ZM31 51H27V54H30L31 53ZM116 51V52H115ZM119 51V52H118ZM191 51V50H190ZM192 51V52H193ZM256 51V52H255ZM122 53V54H119V53ZM139 52V51H138ZM148 52V53H147ZM191 52V53H192ZM154 53V54H153ZM181 53V54H180ZM220 53H222V52H220ZM219 53V54H220ZM120 55V56H119ZM152 55V56H151ZM175 55V56H174ZM254 55H255V57H258V60L257 59H255V57H254ZM147 56V57H146ZM252 56H253V58H254V64H256V65H254L253 64V67H251L250 69H251V71H250V69H249V71L251 72V73H253V74H251V76L252 77H249L250 75H248V68L246 69V73L243 71V73H245L243 76L245 77V76H247V78L250 80H253V81H255L256 83H257V86H258V84L261 82V80L260 79H262V77H264V56H262V54H261V52H260V50H259V48H256L254 51H253V54H252ZM145 57V58H144ZM109 58V59H108ZM116 58V59H115ZM220 58H221V56H220ZM61 59H62V57H61ZM108 59V60H107ZM112 59H113V61L114 62H116V61H119V63L121 64V65H124V72H125V74L123 73V77H122V79H121V83H120V87L118 88V89H116L115 88V90H114V88H111V87H109V89H108V91L109 90H111V91H109V92H111V98H110V102H111V105H112V111H111V116L110 117H108L107 115H106V112H107V107H108V103H109V101L105 98V95H104V87H102V85H104V86H107V85H109V82L106 80V78H105V75H106V70L108 69V68H110L111 67V65L114 63L113 61H112ZM132 59V60H131ZM138 59V60H137ZM260 59V60H259ZM8 60L10 61V64L12 65V66H14L15 64V56H13L12 54H8ZM110 60V61H109ZM157 60H158V58H157ZM176 60H177V62L178 61H180V62H178V63H181V64H177L176 63ZM255 60H256V63H255ZM82 61V62H81ZM84 61V62H83ZM93 61V62H92ZM107 61V62H106ZM121 61V62H120ZM132 61H135V62H133V64H132ZM75 62V63H74ZM91 63V65H90V63ZM95 62V63H94ZM104 62V63H103ZM158 62V61H157ZM80 63H82V64H80ZM92 63H94V64H92ZM106 63H109V64H106ZM139 63V64H138ZM184 63V64H183ZM78 64H80V66L78 65ZM85 64V65H84ZM91 66H89V65ZM105 64V65H104ZM93 65V66H92ZM100 65V66H99ZM109 65H110V67H109ZM216 65V66H215ZM83 66V67H82ZM105 66H106V68H105ZM135 66V67H134ZM137 66H138V69H136V70H139L138 72H139V74H141V73H143L142 75H140L139 76V74H138V76H139V80H138V77L136 78V76H134V77H132L133 75H132V72L133 73H135L136 74V70L134 69V68H137ZM254 66H256V68L254 67ZM73 67H75V68H73ZM86 67V69H83V68H85ZM87 67H90L93 71L95 70V71H97V72H92L91 70L89 71V69L87 70ZM106 69V70H103L104 68ZM139 67H140V69H139ZM168 67V68H167ZM78 68V69H77ZM95 68V69H94ZM216 68V69H215ZM253 68V69H252ZM72 69H74V70H72ZM81 69V70H80ZM100 70V72H99V70ZM102 69V70H101ZM208 69H210V70H208ZM213 69H215V70H213ZM255 69V70H254ZM101 71H104L103 72V75H102V77H101V75H99V74H102V72ZM192 71V72H191ZM210 71V72H211ZM221 71V70H220ZM252 71H254V72H252ZM47 71H43L42 72V75L41 76H37L36 78H32V79H30V80H28V79H26V78H24L25 76H23V74L22 75H18V73H14V75L15 76H19L22 80H24V81H28L27 83H28V85H27V90H26V92L23 94V95H19V97H17L15 100L17 101V102H20V100H21V102H23V103H18L19 105H24L23 107H24V110L27 112V111H29V114H30V112H32V115L30 114V117H33V119H37L38 117L39 118H41L40 116H42V115H40V116H38L39 115V113L38 114H36L35 115V113L36 112H40V109H41V112H42V114H44L43 112H45V109L47 108V107H49V102H48V97L46 96V95H44V88H46V85L47 84H52L53 83V81H55V78L54 77H50L49 76V73L47 72ZM92 72V73H91ZM127 72V73H126ZM222 73H223V71H221ZM242 72V71H241ZM179 73V74H178ZM221 73V74H222ZM180 74H182V75H184L183 77H182V75H180ZM224 74H226L227 76L225 77V75ZM229 74L226 72L225 73V71H224V73H223V76L225 77V78H227L228 77V79H226V80H229V82H230V80H231V78H229V76H228ZM240 75V74H239ZM238 75V76H239ZM23 76V77H22ZM99 76V77H98ZM176 76H179V79L180 78H182L181 80H180V83L181 84H179L178 86L176 85L177 83L176 82H173L172 83V81H173V78L174 77H176ZM187 77V79L186 78H184V77ZM237 76V77H238ZM101 77V78H100ZM140 77H141V79H140ZM162 77V76H161ZM231 77V76H230ZM232 77H234V76H232ZM244 77H242V79L244 80L245 78ZM95 78V79H94ZM104 78V79H103ZM138 80H136V79ZM183 78L185 79L184 81L187 83L188 81H189V85H188V83H187V85H188V87L191 85V87H192V89L190 90L188 87H187V89H185V83L183 84ZM189 78V79H188ZM236 78V77H235ZM240 78V77H239ZM253 78V79H252ZM8 79V78H7ZM51 79H53L52 81H51ZM135 79V80H134ZM161 79V78H160ZM163 79H164V77H163ZM234 79V78H233ZM127 80V81H126ZM187 80V81H186ZM237 80H239L238 78H236V81ZM241 81V78H240V82L239 81H237V83L239 82L240 84H241V82H244L243 84H242V86L243 85H245V86H247V87H241L239 84H237V87H238V89L240 90V88L241 89H243V88H247V89H244L243 91L242 90H240V91H242V93L241 94H239L240 92H238L237 90H235V94L233 95V97H232V99H233V107H234V109H237L238 110V117H240V118H235L233 121H232V123H234L233 125H232V123H231V125L233 126V128H232V132H231V135H232V137H234V138H236V143H234L233 145H232V157H234V158H236V156L240 153V150L237 148V146H236V144H238L239 142H244L245 143V145H247L248 146V144H250L251 142H253V140H255V141H258L259 139H261V137H257V134L258 135H264V134H262V133H264V116H263V114H264V95L262 94V93H260V92H257L258 94H254L253 95V93H251V92H253V87H251L252 85L249 83V82H246V81H248V80H244V81ZM4 81H7L6 80V78L4 79ZM37 81H39V83H37ZM51 81V82H50ZM232 81V80H231ZM105 83H106V85H105ZM108 83V84H107ZM126 83H128V84H126ZM231 83V82H230ZM247 83V84H246ZM50 84H49V86H50ZM177 86L178 88V90L176 91V88H175V86ZM184 85L183 87H184V89H183V87L181 86V85ZM233 84H236V82H235V79H234V83ZM144 85V86H143ZM231 85V87H232V89L234 90V88H235V86L236 85H232V83L230 84ZM240 87H239V86ZM78 86V87H77ZM125 86H127V87H125ZM129 86V87H128ZM135 86V87H134ZM146 86V87H145ZM94 90H97V88L96 87H94V86H91ZM138 87V88H137ZM149 87V88H148ZM234 87V88H233ZM92 88H90V90L91 91H93L92 90ZM126 88V89H125ZM129 88H131V89H129ZM136 88V89H135ZM151 88V89H150ZM180 88H181V90H180ZM134 89V90H133ZM140 89V90H139ZM142 89H143V91H142ZM150 89V90H149ZM183 89V90H182ZM198 89V90H197ZM232 89H231V91H232ZM236 89V88H235ZM125 90H128V91H125ZM133 90V91H132ZM154 92H153V91ZM159 90V91H158ZM248 91V94L247 93H245L244 95H243V93L244 92H246V91ZM126 92V93H124V92ZM149 91H151V92H149ZM172 91V92H171ZM181 91H183V92H181ZM185 91V92H184ZM64 91H62V93H63ZM139 92H140V94H139ZM146 92V93H145ZM150 94H149V93ZM176 92V93H175ZM179 92V93H178ZM233 93H234V91H232ZM238 92V93H237ZM144 93V94H143ZM154 93V94H153ZM174 93V94H173ZM232 93V94H233ZM249 93H250V95H249ZM260 93V94H259ZM130 94V95H129ZM141 94H142V96H141ZM146 94V95H145ZM149 94V95H148ZM152 94V95H151ZM243 95V96H239V95ZM1 95L2 94H0V105H1V101H3V100H6L5 98H3V97H1ZM79 95V96H78ZM127 95H129V97L127 96ZM236 95V96H235ZM247 95H248V97L250 98L251 96H258V97H254V98H252L251 100H253V101H247V100H250L248 97H247ZM23 96V97H22ZM26 96V97H25ZM94 96V97H93ZM153 96V97H152ZM237 96H239V98L237 97ZM78 97V98H77ZM86 97L88 98V99H86ZM133 97V98H132ZM151 97V98H150ZM240 97H243V99H244V101L242 100V98H240ZM247 97V98H246ZM19 98H21V99H19ZM24 98V99H23ZM62 98V97H61ZM98 98H100V99H98ZM128 98H129V100H128ZM131 98L133 99V102H132V100H131ZM145 100H144V99ZM201 98V99H200ZM259 98V99H258ZM19 101H18V100ZM143 99V100H142ZM155 99V100H154ZM163 99V100H162ZM258 99V100H257ZM260 99H261V101H260ZM42 100H43V102H42ZM100 100V101H99ZM159 101L158 103H159V106H160V108H159V106L158 107H156V106H154V104H157L156 102L154 103V101ZM202 100V101H201ZM25 101V102H24ZM29 101V102H28ZM37 101V102H36ZM107 101V102H106ZM129 101V104L127 103ZM148 101V102H147ZM163 101H167V103H168V101L170 102V106H168V104L166 103V102H164L163 103ZM172 101V102H171ZM241 101V102H240ZM245 101L247 102V103H245ZM40 102V103H39ZM101 102V103H100ZM257 102V103H256ZM262 102V104H260ZM42 103V104H41ZM132 103H133V107L131 108V106H132ZM146 103L147 104H152V106L153 107H151V108H153V110L151 109V108H148L147 106H146ZM240 103H241V106H240ZM253 103V104H252ZM45 104V105H44ZM162 104V105H161ZM167 104V105H166ZM201 104V105H200ZM248 104V105H247ZM257 104H260L261 106H263V109H262V107L260 106V105H258V107H257V109H256V105ZM29 105H30V107H29ZM32 105V106H31ZM33 105H35V106H33ZM38 105V106H37ZM80 107H79V106ZM97 105V106H96ZM131 105V106H130ZM197 105H199L198 107H197ZM237 105H239V106H237ZM114 106V107H113ZM149 106H151V105H149ZM164 107V108H162L161 109V107ZM166 106L168 107L167 109H166ZM201 106V107H200ZM204 106H205V110H204ZM255 106V107H254ZM5 107V106H4ZM27 107V108H26ZM30 109H29V108ZM34 107H36V108H34ZM76 107V108H75ZM127 107H130L131 108V110L130 109H127ZM200 107V108H199ZM202 107H203V109H202ZM241 107V108H240ZM244 107V108H243ZM78 108V109H77ZM156 108H158V110L156 109ZM239 108H240V110H239ZM247 108V109H246ZM37 109H39V110H37ZM127 109V110H126ZM132 109H133V111H132ZM160 109H161V111H160ZM252 109V110H251ZM43 110V111H42ZM130 110V111H129ZM148 110V111H147ZM236 110V111H237ZM248 110V111H247ZM253 110H254V112H253ZM261 110V111H260ZM35 111V112H34ZM126 111H128V112H131L130 114L132 115V116H128L127 115V113H126ZM152 113V114H154L153 116H152V114L150 113V112ZM163 111H166V113H164ZM41 112H40V114H41ZM208 112H210V110L208 111ZM243 112V113H242ZM250 112V113H249ZM263 112V113H262ZM34 113V114H33ZM241 115H240V114ZM28 114V113H27ZM249 114V115H248ZM252 114V115H251ZM255 114V115H254ZM133 115H135L134 117H133ZM156 115V116H155ZM240 115V116H239ZM147 116H149V117H147ZM150 116H152V118L153 117H155V118H158V119H155V118H150ZM247 116L249 117V116H251V117H249L250 119H248L247 118ZM43 117V116H42ZM127 117V118H126ZM128 117H129V119H128ZM147 117V118H146ZM242 117V118H241ZM255 117V118H254ZM44 118V117H43ZM132 118H134L133 120H132ZM245 118H246V120H245ZM150 119H152V120H150ZM237 119V120H236ZM44 120H45V118H44ZM154 120H159V122H161L162 124H163V127H162V124H161V127H162V129H161V127H159V126H157V124L156 123H154ZM239 120H241V124H242V122H244L243 124H245L246 126L244 127L243 126V124H242V126H243V129L244 128H246V129H242V126L241 125H239L238 123L236 124V122H234V121H237V122H239ZM245 120V121H244ZM151 121V122H150ZM153 121V122H152ZM247 121H249V122H247ZM117 122H119V134L118 135H115V134H113L112 133V128H113V126L117 123ZM132 122H134V123H132ZM150 122V123H149ZM168 122V123H167ZM175 122V123H174ZM250 124L249 126H248V124ZM5 123V122H4ZM4 123H0V126H1V124H2V128L0 127V133L2 134V138L4 137L5 139L3 140V139H1L0 140V142H1V144H3V145H5L4 147H6L7 149L8 148H10L11 146L13 147L14 146V148H10L9 149V151L11 150H16L15 152H14V150H13V152H12V155L13 156H16L17 154V157H20L21 155H25V153L26 154H28V155H30V156H28V155H25L26 157L25 158H29V157H31V155H37V154H34L32 151L34 150V148H36V147H38V146H36V145H34V143H31V144H33V146L34 147H32V146H30L29 144H30V142H27V143H29L28 145H29V147L31 148V150L28 148L27 149V146L28 145H26V147H25V143H24V140L26 141L27 140V137L28 136H26V135H22V134H20V133H18L19 132V129H16V130H18V131H16L15 130V128L13 127V125H11V124H9L11 127H8L7 126V124H6V126H5V124ZM129 123V124H128ZM130 123H132V124H130ZM158 123V122H157ZM128 124V125H127ZM134 124H135V126H134ZM156 124V126H154ZM17 125V124H16ZM128 126L127 128H126V126ZM133 125V127H135V129H133L131 126ZM169 125V126H168ZM15 126V125H14ZM124 126V127H123ZM239 126V127H238ZM248 126V127H247ZM251 126H252V128H251ZM9 128V130L7 129V128ZM235 127H236V129H235ZM238 127V128H237ZM241 127V128H240ZM5 128L8 130H5ZM10 128H13V130H15L17 133H15V131H13V133H14V135H13V133H11L12 132V129L10 130ZM124 128V129H123ZM133 129L134 130V132L132 131V129L130 130V131H128L129 129ZM247 128H250V130L249 129H247ZM3 129V130H2ZM56 129V128H55ZM238 129V130H237ZM239 129H241V130H239ZM252 129V130H251ZM254 129V130H253ZM1 130H2V132H4V131H7V133L5 132V134H3L2 132H1ZM57 130V129H56ZM138 130V129H137ZM164 130V131H163ZM170 130V131H169ZM58 131V130H57ZM130 132L131 133V135H130V133L128 134V132ZM163 131V132H162ZM165 131H166V133H165ZM251 131V133H248V132H250ZM140 132V131H139ZM160 132V133H159ZM252 132H253V136H254V134H255V136H254V138H252ZM258 132V133H257ZM8 133H9V135H8ZM122 133V134H121ZM261 133V134H260ZM0 134V135H1ZM11 134V135H10ZM16 134V135H15ZM21 136H25V138L22 140V137H20V135ZM125 134V135H124ZM140 134V133H139ZM142 134H140V135H142ZM152 134V135H151ZM162 134V135H161ZM248 134V135H247ZM18 135H19V137H18ZM140 135H138V137H133L132 136V140H137V141H140V140H143L145 143L146 142H148V141H145L144 140V138H140ZM125 136V137H124ZM142 136V137H143ZM153 136V137H152ZM157 136V137H156ZM164 136H165V138H164ZM246 136V137H245ZM12 139H11V138ZM42 137L44 138V135H42ZM46 137V136H45ZM77 137V138H76ZM101 137H105L102 141H100L101 140ZM128 137V138H129ZM157 138V139H154V138ZM168 137V138H167ZM1 138V137H0ZM7 138H9V139H7ZM20 138V142H22V146L20 147L19 145H17V139H19ZM29 138V137H28ZM47 138V137H46ZM46 138H44V139H46ZM147 138H145V139H147ZM167 138V139H166ZM15 139V140H14ZM71 140H69V139H65V138H62V139H57V146H56V148H58V150L60 151L59 153H62V155H60L59 154V158H60V156H64V158L65 157H69L70 158V155H68V153H65V152H62V151H68L69 150V148H71V146L77 141V140H79L80 139V137H78V136H74V137H71L70 138ZM111 139V140H110ZM130 139V138H129ZM243 139V140H242ZM257 139V140H256ZM97 140H99V142L97 141ZM158 140V141H157ZM240 140V141H239ZM262 140V139H261ZM261 140H259V142H261L263 145H264V141L262 142ZM12 141H15V143H13V144H16V145H13L12 144ZM48 141V140H47ZM169 143H168V142ZM173 141V142H172ZM247 141H249V142H247ZM3 142V143H2ZM32 142V141H31ZM107 142V143H106ZM10 145H9V144ZM24 143V144H23ZM26 143V144H27ZM120 143H121V145H120ZM124 143L126 144V147H125V145H124ZM157 143H158V145H157ZM18 144H21V143H18ZM106 144V145H105ZM165 144V145H164ZM170 144V145H169ZM38 145V144H37ZM40 145V144H39ZM58 145L60 146V147H58ZM119 145V146H118ZM155 145H153V146H155ZM173 145V146H172ZM178 145V146H177ZM62 146V147H61ZM172 146V147H171ZM78 145H77V147H75V148H77L78 149ZM249 147V146H248ZM264 147V146H263ZM16 148H18V149H16ZM39 148V147H38ZM40 148H41V146H40ZM43 148V147H42ZM41 148V149H42ZM75 148H73L74 150V152H81L80 150H77V151H75ZM80 148H81V146H80ZM182 148H184V149H182ZM63 149V150H62ZM82 149V148H81ZM105 149H107L108 150V147L107 148H105ZM169 149H171V150H169ZM18 150H20L21 152L22 151H24V153H21L20 151H19V153L17 152ZM31 152H30V151ZM58 150H57V152H58ZM72 150V149H71ZM167 150V151H166ZM182 151V152H181ZM238 151V152H237ZM16 152H17V154H16ZM133 152V153H132ZM175 152V153H174ZM14 153V154H13ZM21 153V154H20ZM33 153V154H32ZM56 153V152H55ZM54 152L52 153V154H55ZM65 153V154H64ZM70 153H72V151L70 152ZM171 153V154H170ZM183 153H184V155H183ZM238 153V154H237ZM132 154V155H131ZM134 154V155H133ZM176 154V155H175ZM179 154V155H178ZM180 154H182V155H180ZM57 154H55V156H56ZM65 155H68V156H65ZM190 155V154H189ZM243 153H242V151H241V156L243 157ZM178 156V157H177ZM182 156V157H181ZM240 156V155H239ZM245 156V155H244ZM21 157H24V156H21ZM181 157V158H180ZM185 157V158H184ZM32 158H33V156H32ZM56 159H57V161L58 162H60L59 161V158H58V156H56L55 157ZM62 158V157H61ZM69 158H66V160L67 159H69ZM74 158V157H73ZM145 158H147V160L146 161H144L145 160ZM158 158V157H157ZM166 159L168 158V156H166L165 157ZM185 160H184V159ZM238 158V157H237ZM239 158H241V157H239ZM125 160L126 162H121L120 160ZM144 159V160H143ZM149 159V160H148ZM61 160V159H60ZM64 160V159H63ZM63 160H61V161H63ZM70 160H72V159H70ZM70 160H69V163H70ZM118 160H119V162H118ZM158 160H159V158H158ZM227 159H225V161H226ZM137 161H139V162H137ZM225 161H223L222 163L223 164H220L221 162H218L217 163V167H219V168H222V166L224 167L225 165H226V163H224ZM66 162H68V161H65L64 163H66ZM107 162V163H108ZM120 162H121V165H119L120 164ZM136 164H135V163ZM146 162V163H145ZM63 163V162H62ZM124 163V164H123ZM133 163V167H132V164ZM142 163H143V165L144 164H146V165H144V167H142L143 165H142ZM152 163V162H151ZM185 163V164H184ZM67 165H68V163H66ZM225 164V165H224ZM72 165V163L70 164V166ZM142 165V166H141ZM148 165H151V166H148ZM219 165V166H218ZM222 165V166H221ZM57 166V170H59V171H61L62 170V168L64 167V166H62V168H60L59 166V163H58V165H56ZM70 166H69V173H71L72 171H70ZM112 166V165H111ZM112 166V167H113ZM119 166H123V168L121 169V167H119ZM131 167V168H128V167ZM61 169H59V168ZM72 167V166H71ZM149 167L150 168V173H149V177H147L146 178V176H147V174H144V173H146L147 172V168ZM66 167H64V169H65ZM133 168V169H132ZM139 168V169H138ZM146 168V169H145ZM149 168H148V170H149ZM158 168V169H157ZM68 169V168H67ZM126 169V170H125ZM155 169V170H154ZM162 169V168H161ZM73 170V172H74V170H76V168L75 169H72ZM207 170V169H206ZM206 170L204 171V172H202L201 173V175L202 176H204L205 177V179L206 178H209V177H207L208 175L206 174ZM62 171H64V172H62ZM61 172L62 173H64V174H62L61 173V175H64V178H67L68 176H65L66 174H65V172H67V170H62ZM155 171V173H153ZM161 172L163 171L164 172V170L162 169V170H160ZM159 171V172H160ZM78 173L80 172V171H77ZM144 172V173H143ZM157 172V173H156ZM171 172V169L169 170L168 169V171H167V173H170ZM188 172V173H187ZM77 173V174H78ZM118 173V174H117ZM192 173V174H191ZM60 174V173H59ZM68 174V173H67ZM71 174H73V173H71ZM120 174V175H119ZM141 174H144V175H141ZM154 174H155V176H154ZM68 175H70V174H68ZM74 175H75V173H74ZM128 175V176H127ZM156 175H158V176H160V177H158L157 178V176ZM71 176V175H70ZM78 176H81V175H78ZM78 176H75V178H73L74 176L72 175L71 177L73 178V180H75V182L77 181V184H80V185H78L79 186V188L78 187H76V184H72V183H74V181L73 182H71L72 181V178H67V180H69V182L68 181H66V180H64V179H60L61 181H64V182H62V183H65L64 184V188L63 189H66V187L67 188H69V189H71L72 187H74L75 186V189H80V186H81V188L83 189V188H85V189H88V187H90L89 185H87V184H84L83 182H86L87 183V181H90L91 183H89L88 182V184H90V185H92L93 183H95L96 184V181H97V183L99 182V184H100V189L102 188V189H109L110 187H108V185H107V187L105 188V183L107 182L108 183V180H106V179H104V180H106V182L104 183V182H101V180L99 181L97 178V180L95 181V180H92V179H90V180H85V181H83V179H80L81 177H78ZM83 176V175H82ZM126 176H127V178H126ZM141 176V177H140ZM188 176V177H187ZM62 177V176H61ZM76 177H78L79 179L78 180H76L77 178ZM164 177H167L166 176V174H165V176ZM83 178H85L84 176H83ZM102 178H99V179H102ZM119 179V183H118V181L117 182H115V184L112 182V181H116V179ZM151 178V179H150ZM168 178V177H167ZM167 178H164L163 180H167ZM180 178H182V179H180ZM187 178H189L188 180H187ZM195 178H196V180H195ZM95 179V178H94ZM117 179V180H118ZM71 180V181H70ZM80 180V181H79ZM112 180V181H111ZM126 180L128 181V183L126 182ZM151 180V181H150ZM192 180H193V183H192ZM206 180H209V179H206ZM60 181V182H61ZM93 181V182H92ZM149 181H150V183L153 185H151V187L150 186H148V184H149ZM186 181L187 182H189V183H186ZM198 181H199V179H198ZM122 182H123V184H122ZM126 182V184H124ZM192 184H191V183ZM104 183V184H103ZM113 183V184H112ZM145 183V184H144ZM148 183V184H147ZM195 183V184H194ZM84 184V185H83ZM98 184V185H99ZM192 185V188H191V185ZM97 185V184H96ZM102 185H104V187H102ZM134 185H136L137 187H135ZM178 185V186H177ZM194 185L199 189V190H197V188H196V193L197 192H199V194H202V195H200V196H196V195H199V194H196L195 192H194V194H196V195H191L192 193H190V195H189V192L188 191H190L191 189H193V190H191V192H193L194 191V189H195V187H194ZM93 186V185H92ZM140 186V187H139ZM176 186V187H175ZM185 186L187 187V186H190V187H188V189L186 190V188H185ZM60 186H59V184H58V187H57V189L59 188ZM63 187V186H62ZM94 187V186H93ZM97 187H99V186H97ZM96 187V188H97ZM133 187H135V188H133ZM200 187V188H199ZM257 187L259 188V184H257ZM153 188V189H154ZM204 188V187H203ZM29 189V188H28ZM61 189V188H60ZM74 189V188H73ZM90 189H91V187H90ZM94 189V188H93ZM177 192V193H178ZM206 193V194H205ZM187 195V196H186ZM191 198H190V197ZM193 196H196V197H194V199H195V201H194V199H193ZM201 196H203L205 199H206V201H205V199L203 198V197H201ZM201 198V199H199V198ZM185 198L187 199V200H185ZM189 199V200H188ZM197 200V201H196ZM149 202H151L152 204H155L156 205V208L157 209H159V207H158V205L156 204V202L153 200V199H150L149 200ZM194 202H195V204H196V207H195V204H194ZM177 203H179V201H177ZM191 203H192V205H191ZM199 205L201 206V205H203V207L201 206V207H199ZM189 206H191V207H189ZM205 206V207H204ZM187 207H188V209H187ZM207 207V208H206ZM187 210H186V209ZM191 208V209H190ZM204 208H206V210H203ZM190 209V210H189ZM160 210V209H159ZM198 211V212H199ZM192 213V214H191ZM177 219H179V218H177ZM259 219H264V218H259ZM183 222H181V221ZM174 223L177 225V227H182V228H185L186 230H191V234H192V229L190 228V227H185V222L182 220V219H179V221L177 220V221H174ZM179 223V224H178ZM181 223V224H180ZM13 261H14V263H13ZM11 262H12V264H17V259L15 260L14 258L11 260Z\"/></svg>", "mask_w": 264, "mask_h": 264}, {"label": "snow or ice", "instance_id": "snow-or-ice-1", "mask_svg": "<svg viewBox=\"0 0 264 264\" xmlns=\"http://www.w3.org/2000/svg\"><path fill=\"white\" fill-rule=\"evenodd\" d=\"M261 6H264V0H260ZM88 8L98 7L96 5H87ZM159 9L161 13L164 8L174 10L178 18L183 22L182 32L188 37L189 45L192 39L198 34L197 28L199 25H203L207 30L211 14L208 9L216 8L217 5H208L206 3H189L186 0H178L175 4H156L153 6ZM233 14V19L237 27L243 26L246 29L249 41L247 52L254 51L259 48L262 56H264V30L257 39L253 34L251 22L249 21L247 14L243 10V6L236 3L227 5ZM134 18V17H133ZM145 23H147L145 21ZM94 27V25H93ZM56 29L55 25H49L48 31L39 33L34 32V39L31 47H39L41 49L40 56L37 62L42 65V71H47L50 77L55 78V83H63L64 81L76 83L75 73L70 70L72 67L71 62L77 58H87L93 53L99 54L101 46L94 44L93 38L95 33L87 39L80 33H77L72 26H66L64 29ZM134 40L141 41V52H137L136 49H132L128 54L135 57L141 55L143 57V49L145 40H150L151 47L148 49L152 52L155 49V55L152 59H142L141 67L147 69L144 75L149 76V79H155L154 87L159 89L161 94L166 96L169 92L168 85V72L165 69V64H171L173 60V54L168 51V45L162 40L158 39L155 35H149L145 32L142 36L133 37ZM124 41L122 40V43ZM125 48H128L127 43L124 44ZM186 50L188 46L186 45ZM190 52V50H189ZM62 57V59H61ZM193 54L190 52V58ZM98 58V56H97ZM158 58V63H157ZM248 59L247 53L245 54L243 61L237 66L236 70L246 71V60ZM135 62V61H133ZM27 63V61H26ZM29 69H25L28 72ZM124 73V65H121L119 61L114 62L110 68L106 70L105 78L109 81V85L104 86L105 98L109 101L106 115L111 116L112 105L110 102L111 92L108 91L109 87L119 88L121 79ZM85 74L82 72L80 76ZM163 76L164 79H160ZM95 79V78H94ZM246 80L256 88V82ZM39 83V81H37ZM55 83L53 87H55ZM220 84L223 88V95L226 101V107L229 112L231 111V92L227 84L221 80ZM261 86H264V77L261 79ZM71 90L64 91L62 99L67 101L69 98V92ZM53 89H49L48 96L49 102L51 101ZM174 108L178 109L177 120L184 126L182 132L174 133L177 141L182 145L187 146L190 155L187 156L188 164L184 167H191L192 173L199 179L201 185L207 187L210 194L215 195L217 200L222 201L217 205L216 201H210L208 216L211 217L213 213L219 218L222 214H231L232 207L244 201V207L247 208L246 214L236 221L237 227L233 231L226 228V231H232V235L235 237V248L239 250L240 255H243L245 251L251 252L252 241L256 234H259V238L264 241V220L257 223L258 218H264V161L261 163L260 169H256L251 165L246 167L234 168L228 167L220 169L216 165L218 162H223L224 159L232 156V145L236 143V138L231 137L232 128L229 122L223 119L222 114L218 109H213L211 113L207 111H191L186 110V101L178 96H173ZM218 117H220L218 119ZM175 123V122H174ZM108 127V121L105 120L102 124H89L81 128L79 132L71 133L72 135L80 137L69 149L75 148L80 145L83 148L82 152H73V159L71 160L73 168H78L80 173L87 179L93 177L99 179L104 172L112 167L106 161L107 158L115 155L119 158L121 155H127V149L117 148L111 142L109 143L108 150L105 151L101 145L96 142V133L103 131ZM112 133L119 134V122H117L113 128ZM105 137H101V141ZM264 140V135L261 136ZM128 144L136 148L137 152H144L150 154L149 159L152 162V166L156 167L157 164L164 169L162 177L167 173V169H171L170 173H167L168 179L163 180L156 185L155 189H147L145 195L153 199L158 205L160 211L158 212L154 221H151L153 226L157 228L161 235L171 233L173 231L179 232L181 229L176 226L174 221L177 218H182L185 222V227H190L192 230L201 229L205 225V216L203 213L200 215H189L185 212L183 205L189 203L182 199L184 190L180 189L179 193L174 192L171 186L165 187V184L172 185L178 183L174 181L173 177L177 176V166L171 156H169L163 149L158 146H153L151 143H145L143 140H128ZM240 151L247 154L248 147L244 142L236 144ZM168 156L167 159L165 157ZM159 157V160H157ZM207 169V174L215 175L219 173L224 176L225 179L215 185L209 184L208 180L201 175L202 172ZM233 172H243L245 181L242 184H237L232 178ZM259 184V190L257 192L255 185ZM259 200V206H250L249 200ZM179 201V203H177ZM224 203L228 206L225 207ZM212 222L207 223L208 242L214 247L219 241V235L216 233ZM243 226V230H240V226ZM232 245H229L231 248ZM19 251H23L18 250ZM222 259L221 264H255L254 261L249 260H233L223 258V249L220 250ZM264 254V253H262ZM2 264V262H0ZM17 264H39L38 261L30 260H17ZM260 264H264V260H261Z\"/></svg>", "mask_w": 264, "mask_h": 264}, {"label": "crops", "instance_id": "crops-1", "mask_svg": "<svg viewBox=\"0 0 264 264\" xmlns=\"http://www.w3.org/2000/svg\"><path fill=\"white\" fill-rule=\"evenodd\" d=\"M61 97H62V95H61ZM62 104H63V106H62V112H61V115H62V120L60 121V123H58V124H60V126L61 127H63L66 131H68L69 133L70 132H72V131H74V130H70L67 126H66V124L64 123L66 120H65V113H64V110H65V108H66V106H65V101L61 98V101H60ZM81 130V128H79V129H77V130H75L74 132H77V131H80Z\"/></svg>", "mask_w": 264, "mask_h": 264}]
</instances>
